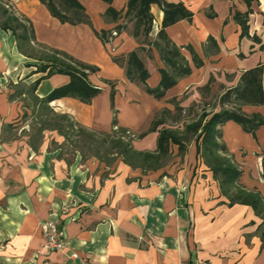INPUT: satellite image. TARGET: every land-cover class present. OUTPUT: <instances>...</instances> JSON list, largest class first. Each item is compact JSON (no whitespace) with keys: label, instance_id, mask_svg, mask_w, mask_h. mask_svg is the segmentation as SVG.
<instances>
[{"label":"crops","instance_id":"obj_1","mask_svg":"<svg viewBox=\"0 0 264 264\" xmlns=\"http://www.w3.org/2000/svg\"><path fill=\"white\" fill-rule=\"evenodd\" d=\"M128 1L81 0L92 19L96 15L101 24L94 26L97 30L115 27L117 23L104 21L103 15L112 6L125 16ZM168 1L183 2L194 13L192 21L183 19L168 26V36L179 46L192 45L204 65L195 67L190 51L183 48L192 73L156 99L146 89L159 85V69L164 64L157 47L144 42V35H133L134 21L133 30L129 26L104 44L89 25L61 23L40 0H12L33 20L36 40L32 42L98 67L89 79L102 91L90 103L67 96L51 102V107L88 129L110 132L116 110L118 126L139 134L148 131L155 116L168 109L173 122L166 121L159 129L182 130L184 121L174 122L173 99L187 113L202 98L199 90L212 93L217 88L221 96L238 84L243 71L264 64V0L252 4L251 37L242 36L241 26L234 20L235 11L248 10L244 0ZM151 11L155 20L149 42L156 38L164 17L157 4ZM67 30L88 33L92 49L82 52L70 40L61 39V31ZM209 36L217 39L220 48L207 55L204 44ZM133 50L150 72L146 83L128 80L126 69L113 60ZM38 58L22 52L14 32L0 25V264H264V242L258 232L263 218L251 205L229 204L213 172L197 155L194 139L186 143L183 153L172 145V161L169 158L161 168L145 171L121 158L112 164L79 156L70 161L59 155L60 144L51 147L48 140L18 133L27 107L20 104L21 96H12L27 93L23 83L30 88L46 74L36 72L41 63ZM212 77L207 90L204 87ZM70 79L63 73L41 78L35 93L45 97ZM220 109L218 101L213 112ZM243 110L264 114V105H245ZM221 129L222 140L242 170L240 184L264 194L257 163L264 150V125L256 137L232 120ZM158 136V131L149 132L135 139L133 146L138 151H155ZM44 221H53L62 229L68 242L65 249L44 248Z\"/></svg>","mask_w":264,"mask_h":264},{"label":"trees","instance_id":"obj_2","mask_svg":"<svg viewBox=\"0 0 264 264\" xmlns=\"http://www.w3.org/2000/svg\"><path fill=\"white\" fill-rule=\"evenodd\" d=\"M40 1L47 7L51 15L61 23L89 25L93 29L94 34L104 44L112 42L118 35L125 31L127 26L126 24L119 23L124 11L117 10L112 6L107 8L103 16L106 22H114L117 24L110 29L97 30L81 0ZM104 1L109 4L113 2V0ZM244 1L248 6V10L245 12L235 11L234 20L241 26V35L251 37L249 32V16L253 13L252 4L255 0ZM154 4H157L163 10L164 17L162 27L158 31L156 38L149 42L148 36L152 31L155 20V16L151 11V7ZM4 12L7 14L5 9ZM193 16L194 13L183 2H172L168 0L128 1L125 17L128 21H134L133 35L135 37L144 35L145 42L157 47L164 64V67L159 69L161 74L159 85L155 88L147 87L146 89L156 99H162L166 95L167 90L174 87L181 78L192 73L193 67L183 54V48H187L190 51L195 67L200 68L204 65V59L192 45L179 46L166 32L168 26L183 19L192 21ZM8 20L13 22V24L6 21L0 24L1 27L14 32L18 40L19 48L27 54L24 49L25 45L28 47L32 41H35L33 24L29 26L24 25L20 23L18 17L14 16L8 17ZM18 27L23 30L21 34L17 33ZM252 38L253 40H257V35L252 36ZM219 48L217 39L209 36L207 42L204 44V52L210 55L218 52ZM46 50L48 52L38 58L41 63L37 66L36 72L46 73L41 78H47L56 73H63L69 75L71 79L68 84L55 88L51 93L42 98L35 93L41 78L36 80L27 89V93L13 94L12 97L28 94L35 100L40 109L48 111H40L37 115L39 118V128L34 136L35 138H38L45 130L49 129L57 130L65 137L66 141H69L71 136H89L90 138L85 140V142L89 146H97V151L93 152L92 156L97 157L107 164H112L117 158H121L132 167H140L145 171L159 169L167 163L172 153V145H178L179 152L183 153L186 150V143L194 139L197 146V155L203 159L204 163L213 172L215 180L220 185L221 193L229 199V204L242 203L251 205L256 214L263 218L262 208L264 207V196L261 192L247 190L240 184L239 180L242 175V170L236 162L234 155L229 152L226 143L222 140L223 132L221 127L226 122L232 120L240 124L246 132L256 137L257 130L264 125V114L260 112L247 113L243 110V107L245 105H264V64H259L242 72L238 84L228 88L220 96L219 104L221 109L219 111L211 114L205 111L202 112L198 118L186 123L182 130L166 127L159 129L161 125L166 123L163 114L170 112L168 109L163 110L161 115L158 114L155 116L149 130L138 135V138H143L149 132L158 131L157 149L155 151H138L133 146L134 139L129 134L130 131L118 126L116 110H114V128L109 133L90 131L86 127L79 125L68 114L60 115L54 110H51V102L67 96L76 97L85 103H90L94 97L101 93L102 89L94 85L89 79V75L98 71V67L85 63L59 49L46 47ZM113 60L126 69V76L131 82L146 83L150 77L149 70L136 50L129 52L127 55L114 56ZM212 81L213 77L210 78L204 88L209 90ZM172 102H174L177 111L174 122H179L182 120L184 108L176 102V99H173ZM111 103L115 109L114 89L111 92ZM50 112H53L55 115L54 122L43 118L44 115H48ZM59 116L64 120L63 123L56 122V118ZM97 135H100L103 139L97 141ZM59 147L61 148L59 155L63 156L62 147ZM102 151L109 153L106 155L107 157L102 156ZM262 240L264 242V232H262Z\"/></svg>","mask_w":264,"mask_h":264},{"label":"rangeland","instance_id":"obj_3","mask_svg":"<svg viewBox=\"0 0 264 264\" xmlns=\"http://www.w3.org/2000/svg\"><path fill=\"white\" fill-rule=\"evenodd\" d=\"M11 1L10 0H0V24L2 22H6V21L10 22L8 20V17H12V16L18 17V19L20 20V23H22L24 25L29 26L30 24H33L32 18H29L24 13H21L18 9V6H16V2H11ZM4 9L7 11V14H5ZM103 20L105 21L104 16H103ZM92 21H93L94 26H97L98 28L100 27L101 24L100 25L98 24V19H97L96 15H94V14H93ZM10 23L13 24V22H10ZM119 23L127 25L125 30H128L129 26H132V30H133V21L132 22L128 21V19L124 15L120 19ZM63 24H65V23H63ZM14 26L17 27L16 24H14ZM33 27H34V25H33ZM22 31H23L22 28H19V27L17 28L18 34H21ZM61 34L62 35H59V37L61 39L70 40V42H73V45H75V47L82 52L85 51L86 48H88V47H89V49H92V48H90L92 45L91 44L92 41L89 39V36L87 35L88 33H86V35H85L84 31L79 33V31H72L71 32V30H67V32L61 31ZM145 41H146V39L144 38V42ZM46 47L47 46L40 44L38 42H32L30 44V46H28V47L25 45L24 49L27 53L37 55V56H43L46 52H48L46 50ZM48 48H50V47H48ZM230 78H232V77L227 76L228 80ZM115 84L117 85L116 82H115ZM22 88L24 91H27L28 85L23 83ZM199 93L201 94L202 98H199L198 102L194 101L192 103V105L190 106V108H188L187 113H183L182 120H180V121L181 122L184 121V123H183L184 125L186 123L191 122V121L195 120L196 118H198V116L202 112H204V111L205 112H207V111L213 112L216 108H218L219 96L221 94L219 89L215 88V91H213L212 93L209 92V94H207L208 92H206L205 90L201 89V90H199ZM18 100L20 101V104L22 106L27 107V108L24 107V109H23L25 114L22 116V118L20 120L22 122V128L20 130H18V133H21L22 136L26 135V136H33L34 137L38 131V128H39V123H38L39 118L37 115L39 114L40 111L46 112L47 110L43 111L42 109H40L38 104L35 102V100L28 94H25V95L23 94L21 97L18 98ZM51 110L55 111V109L52 107H51ZM209 112H207V113H209ZM59 114L64 115V113H62L61 111L59 112ZM54 116L55 115L53 114V112H50V114L44 115L43 118L48 119L50 122H54L55 121ZM163 117L166 119V121L168 123L173 122L172 121L173 120L172 115L165 114V115H163ZM63 121L64 120L61 119V116L56 118V122L63 123ZM180 127H181V125H180ZM129 129H130L129 134L133 136V137L132 136L131 137L134 140L137 139L140 132L135 130V129H131V128H129ZM88 130L94 131L96 133L97 132H108V133L110 132V130L103 131L100 129H88ZM89 138H90L89 136H79V137L78 136H71L70 140L66 141L65 137L63 135H61L57 130H50L49 129V130L44 131L43 134H41L38 137V140L39 141H42L44 139L48 140L51 147H57L60 144L62 147L63 155L66 157V159H68L70 161L74 160L78 156L81 157V159H85V160L98 159L97 157L92 156L93 152L97 151V146H89V144H87L85 142V140H87ZM96 138H97L96 139L97 141H101L103 139V137H101L100 135H97ZM108 154L109 153H105L104 151H102L103 157H105ZM260 156H261L260 160L257 163L259 165L258 168L261 170V178H260L261 180L260 181H262L264 179V174L262 173L263 165H264V150L262 151ZM170 158H171L170 161H172L173 158L172 157H170ZM98 160H100V159H98ZM246 165H243V166H246ZM249 167L251 168V166H249ZM262 195L264 196V194H262ZM262 217L264 218V207L262 208ZM258 232L259 233L264 232V222L260 226Z\"/></svg>","mask_w":264,"mask_h":264},{"label":"built area","instance_id":"obj_4","mask_svg":"<svg viewBox=\"0 0 264 264\" xmlns=\"http://www.w3.org/2000/svg\"><path fill=\"white\" fill-rule=\"evenodd\" d=\"M42 233L45 240L44 248L51 250H63L66 248L68 242L66 235L58 224L53 221H44L42 223ZM73 257H78L77 254H73Z\"/></svg>","mask_w":264,"mask_h":264}]
</instances>
